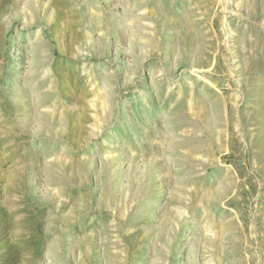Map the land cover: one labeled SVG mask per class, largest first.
Listing matches in <instances>:
<instances>
[{"label": "rangeland", "instance_id": "obj_1", "mask_svg": "<svg viewBox=\"0 0 264 264\" xmlns=\"http://www.w3.org/2000/svg\"><path fill=\"white\" fill-rule=\"evenodd\" d=\"M0 264H264V0H0Z\"/></svg>", "mask_w": 264, "mask_h": 264}]
</instances>
